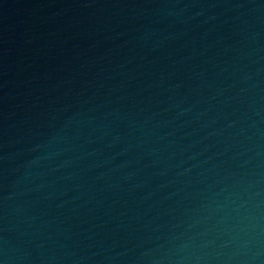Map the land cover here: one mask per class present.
<instances>
[{
    "label": "water",
    "instance_id": "1",
    "mask_svg": "<svg viewBox=\"0 0 264 264\" xmlns=\"http://www.w3.org/2000/svg\"><path fill=\"white\" fill-rule=\"evenodd\" d=\"M0 264H264V0H0Z\"/></svg>",
    "mask_w": 264,
    "mask_h": 264
}]
</instances>
